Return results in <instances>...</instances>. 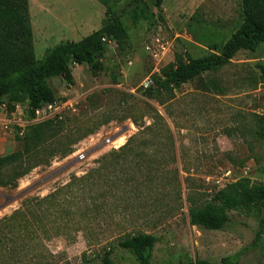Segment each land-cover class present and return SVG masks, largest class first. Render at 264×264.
<instances>
[{"label":"rangeland","instance_id":"374dc122","mask_svg":"<svg viewBox=\"0 0 264 264\" xmlns=\"http://www.w3.org/2000/svg\"><path fill=\"white\" fill-rule=\"evenodd\" d=\"M134 1L30 0L39 61L60 43L101 30L109 9L131 27V38L122 49L108 46L100 74L73 66L74 85L62 77L48 81L69 107L53 140L32 155L46 163L19 179L16 189L0 186V264H99L109 248L116 264H138L118 247L138 233L157 239L152 264L235 255L238 264H264V237L254 246L258 215L230 212L218 231L193 226L189 216L191 207L202 208L243 178L264 184V139L258 135L264 45L148 98L144 91L179 58L220 53L242 21V6L241 0H166L152 9L159 21L149 29L132 26ZM18 106L17 122L26 130L31 125ZM7 113L0 108V120L11 119ZM121 131L126 143L110 150L105 140ZM20 146L0 125V156ZM15 171L0 175V185Z\"/></svg>","mask_w":264,"mask_h":264},{"label":"trees","instance_id":"16d2710c","mask_svg":"<svg viewBox=\"0 0 264 264\" xmlns=\"http://www.w3.org/2000/svg\"><path fill=\"white\" fill-rule=\"evenodd\" d=\"M165 1L130 2L135 5L131 15L132 26L145 23L149 29L156 27L159 16L152 9H161ZM241 6L242 21L222 45L220 53L189 59L188 62L179 58L176 65L163 69L162 78L156 81L155 87L146 89L144 96L153 98L158 93L188 84L205 73L218 71L241 51L257 54L264 45V0H241ZM130 31L131 27L124 23L122 17L109 9L101 30L80 42H62L39 61L35 55L30 0H0V106L5 105L12 113L21 105L28 119H33L38 109L58 101L49 80L62 77L68 86L74 85L73 66L86 65L93 75L100 74L105 69L103 57L108 46L115 43L124 48L130 41ZM214 49L218 47L214 46ZM259 69L264 79V64ZM63 119L31 125L23 137L17 136L21 150L0 156V175L11 167L16 171L11 180L2 182L0 186L16 189L19 179L41 163H46L34 162L32 155L53 140L64 123ZM258 135L264 139V125L258 130ZM230 212L260 217L254 242L255 247L259 245L264 237V184L252 185L250 180L243 178L217 191L202 208L189 209L190 223L211 231L223 230L230 221ZM156 242L153 235L138 233L119 241L118 247L131 253L138 264H152ZM113 253L114 248L105 249L99 256V264H116ZM239 260L240 255H235L224 257L220 262L197 259L182 260L177 264H238Z\"/></svg>","mask_w":264,"mask_h":264},{"label":"built area","instance_id":"2783aa9c","mask_svg":"<svg viewBox=\"0 0 264 264\" xmlns=\"http://www.w3.org/2000/svg\"><path fill=\"white\" fill-rule=\"evenodd\" d=\"M148 49L150 50V47H148ZM157 56L158 55L156 54L154 56V58H156ZM156 70H157V72H159L158 68H156ZM147 83H148L147 85H149L150 83L153 84L152 81H148ZM147 85L145 87H149ZM18 107L19 106L16 107L15 111L17 110ZM68 107L69 106L66 104V102H63L61 100H58L52 104H48L45 107L38 109L35 112V117L33 119H31V120L27 119L28 120L27 124L34 125V124L42 123V122L48 121V120H55L56 118L61 119L62 113L66 109H68ZM0 108L6 109L7 112L9 113L10 117H11V119L6 117L5 119L0 120V121H2V123H0V125L2 126V130L4 131V133H6L9 136H21V137H23L25 130H24V128H19L21 126H19L20 124H19V122H17V112L14 111V112L10 113L5 105L0 106ZM24 114H25V112H24ZM125 132L126 131L118 132L114 136H112L111 139L105 140V142H104L105 145L112 144V145H110V150H119L120 147H123L124 144L126 143L127 139H125V137H124ZM112 140H114V141H112Z\"/></svg>","mask_w":264,"mask_h":264}]
</instances>
